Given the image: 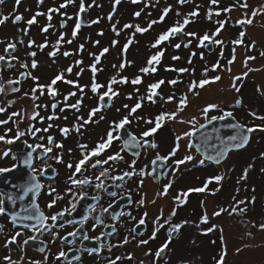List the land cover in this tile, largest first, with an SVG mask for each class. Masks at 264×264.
Here are the masks:
<instances>
[{"label":"flooded vegetation","instance_id":"1","mask_svg":"<svg viewBox=\"0 0 264 264\" xmlns=\"http://www.w3.org/2000/svg\"><path fill=\"white\" fill-rule=\"evenodd\" d=\"M24 1L25 0H21V5ZM50 2L51 0H43V3L45 4L44 6L40 7V3H38V0H34V5L30 0H27V5H24L23 9L26 11H30L32 9L31 7L33 6L34 8L32 10V15H35L40 11L44 13L43 10H39L43 7L59 8L58 4L54 5L52 3L50 4ZM10 3L13 6L16 5L15 0L7 1L3 4L7 5L6 8H8L10 6ZM19 8L20 6L16 9ZM7 12L9 13L10 10H8ZM22 12L23 10H20V14H22ZM61 13H64V15H61ZM65 14L66 12L62 9L60 10V12L50 13L52 18L53 16H57L56 18L54 17V20H50L51 27H53L52 30L57 31V39H60L61 33H64V35H66L67 33V28H65L64 26L61 27V24L57 21V18L59 19V21H61L60 19L62 16H64L67 20ZM48 15L49 14L45 12L44 18L46 19V24L47 21H49L47 18ZM22 16L24 17L23 14ZM39 17L37 16V20H39ZM55 20L56 23L54 24ZM21 22L16 25L20 26ZM67 22L69 23L68 20ZM27 26L28 24H26L25 22L24 25L22 24L23 31L20 35V39H11L10 41L4 42L3 46H0L3 51L0 55H4L5 57H17V59L15 60V64H18L19 57L13 53L17 51L19 40L20 42L24 41L28 43L24 38H26V36L30 33L31 26H29V29L26 28ZM51 27H49V31ZM184 32L187 33L189 31H186L184 28ZM190 38L192 37H188L187 35L183 34H177L174 39V43H180L181 46L185 48L183 45L186 44ZM214 39L218 38L215 37ZM220 40L222 41V39ZM9 42L16 44V48L15 50H13V52H11V54H8V52H4V48ZM44 44L48 46V49H50L49 51L51 52H53L56 48V42L54 43V41L49 40ZM205 44L206 46L204 47H196L198 49L203 48L204 52L206 54L208 53V55L212 54L216 49L214 43L205 42ZM80 45H83L84 47L79 51ZM70 46L72 48L67 50V52L71 53L69 55L70 58L69 56L65 57L63 55V53L65 52L64 49ZM208 46L211 48V51L209 52L207 51ZM86 52L87 49L84 43L81 40H75L72 41L71 44L67 43L66 41L61 42L58 46V51H56L55 56L47 55L50 59L45 60L48 61L51 67L54 66L55 68L53 69L56 71L52 74V76L63 72L66 79L77 81L81 85H88V87H86L84 90V96L81 97L78 89L73 85H68L63 81H58L54 86L57 89V96L55 97V99H49V103L59 102L57 104V108L52 109V104H49V107H43V110L45 111H42V114H44L45 117L51 116L54 113L55 116L58 117V119H45L41 121L37 118L34 119V121H32L30 124L36 128H44L49 124H52L53 127L49 129V132H40L37 133L36 136L26 134L19 141L12 145L0 142V153L10 148L12 149V154L14 155H26L27 152L32 151V149H29L27 147V144L35 145L37 143H43L45 144V146H50L47 145L46 139L44 141H40L38 137H46L47 135H52L57 142L63 144V149L53 148V153L48 154L47 157L41 155L43 151L42 149H36V151L33 152V160L31 166L37 169V179L45 186L37 197V204L39 205L40 210L45 213V215H51L52 212L60 211L64 207H70L69 201L72 200L73 197L71 195L64 194V189L71 186L68 183V175L70 174V170L66 167V165L70 160L75 163L76 160L81 158V149L78 147V144H85L89 149L94 147L102 137H106V132L110 129L114 121H118L124 115H127V109L115 104L117 99H122L123 94H132L133 99H130L129 101H127V103H125L131 107L136 102V100L139 99V97L147 95V86L150 83H154L160 79H163L166 82L162 84L159 89H157L160 95L154 97L155 102H150L147 99H144L142 101V107L137 110L133 117L130 118L131 123L124 127L132 137H136V144H138V151L136 153H139V155L132 154L126 151L122 144V139L120 136L121 129L118 133L114 132V135H119L120 138L112 142L111 148L106 150V152L102 154V158H105L106 155L112 154L113 152H120L123 160L117 162H109V165L103 166L108 167L109 172L106 176L100 178V180L103 181L105 185V187L101 189H97L95 185L100 182L96 180V176L99 175L102 167L98 166L96 169L88 167L83 174L78 173L76 175V179H84L85 177L90 178V182L88 184L77 185L73 187V192L78 194L79 192L83 191L87 193V195L76 202V209L71 213V215H68L67 213L65 214L64 219L66 221H71V223H65L64 227L62 228L53 227L49 231L42 230L41 232L37 233H33L31 230L25 229L23 236L18 238V242L16 244H9L8 247H5V243L10 238V236L14 235L16 231L20 230V222L18 221L14 226L8 215L0 216V264H7V262L3 260L4 256H10L14 264H30V261L32 260L43 261L45 256L48 257L46 264H108L109 260H114L116 264H141V262H143V264H214V260L219 259V253L222 248L221 236L223 237V245L226 246L227 249L225 264H252V261L254 262L257 256H255V253H252V256L249 259L244 260L246 258H244L242 255L243 253H246V250L239 253L232 252L236 257V261L233 262V260L228 256V237L225 235V233L222 232L221 228L223 227L224 229L225 223L226 225H228V220H230L231 223L229 224L234 223L237 224V226H241L245 229L244 234L246 238L250 240V242L253 241L255 237L257 238V236L255 235H258L260 233L259 228L253 226V224L256 223L250 216L248 210V207H253L255 202L250 203L249 201L251 200H247L245 198V195L248 191H256L259 189V187H262L260 193L262 194V196H264V171H262V169H264V157L261 156V153H264V131H256L251 133L250 140L244 148L233 150L232 152L230 151L227 154V157L220 163H216L204 158L193 145L190 136L189 142L194 154L191 155L193 156V160L189 162H191L192 164L188 167H183V164L180 165L175 172V175H173L172 172V168L175 167V165L173 164V159H183L184 156L192 154H186L182 151L181 147L184 140L181 139L179 141V148L174 158H169L168 161L160 160L155 164L152 163L157 153H159L161 156L168 155V153L172 151L173 147H175L177 143L176 137L181 136L180 130L176 131L173 128H168L169 122H167V117L162 122V126L157 130V132L152 136L146 138L149 141H154L156 143L157 147L155 149L147 146L140 147L138 143H142L141 133L147 130L148 127L154 126V123L152 125L146 124L145 120H152L153 122H155V117L160 115L161 113L172 112L166 109L167 106L164 103V99H162L161 97L166 96L165 94H167L166 97L173 95L175 97L173 101H179L181 88L188 89V85L193 80L198 82L200 79L216 76V72L219 68L215 71L209 69L206 76L202 75L204 72L203 70L201 72L195 73L196 78L192 76L194 77L192 81H187V76H185L184 74L187 75L188 73H170L169 71L161 70L160 65L156 67L157 71L155 73L144 74L139 72L133 74L132 77L123 74L121 76L127 77L129 83H116L113 85V89L117 91L119 95L116 97H112L111 101H109L107 97H105L103 101H100L99 96L94 95L90 90L93 76L91 70L88 71V76L86 77V81H88L87 83H83L82 79L78 78L82 75V73L77 76V69L73 71V74L64 71L67 67H69V65H64L65 59L75 58L73 61L81 59L83 63H85L86 59L88 58V55L84 57V54ZM188 57L189 56H183L182 63H184L185 60L187 63ZM6 60L0 61V84H2L4 88L6 85L9 87H19L20 84L23 83L22 81L19 84L12 85H9L7 82L9 80H17L19 78V74L22 71L18 70L17 75H15L14 78H4L6 76L4 73L7 74L13 67L4 65L3 63L6 64ZM168 66L169 64L162 67L166 69ZM50 69L52 70V68ZM74 74L75 76L72 77V75ZM168 74L172 75L169 76ZM136 75H140L142 77V83L137 86L130 83V81ZM166 75H168L169 77L166 78ZM176 75L178 77L182 76L181 79H176L178 80V82H182L185 80L187 81V84L178 83L175 85H171L167 83L168 80L175 79ZM109 76L110 75H108L107 73L102 72V68H100V71L95 74L96 81L102 85H106L107 81L112 78ZM118 76L121 77L120 75ZM225 80L228 83V78L226 76ZM216 83L217 81L206 85L208 86V90H206L208 94H210V90H213L212 87ZM220 87L225 88L224 85H220ZM136 89H139L138 93L135 91ZM103 90L106 89H101V91ZM69 91L77 92V95L74 97L73 102L70 100H67L66 102L64 101V96H66ZM121 91L123 93H121ZM200 91L201 89L197 88L196 92L200 93ZM182 96L186 95L182 94ZM69 98L72 99V97ZM77 99H82L81 106H83L85 113H87V111H89L92 107L102 105L100 112H98L93 117L94 122H90L89 124L85 125L80 129L79 133L74 130L73 125L82 123V121H77L76 117L82 116L84 117V119H87V115L84 116L80 109L79 111H76L74 109L65 107V103L72 104L75 103ZM166 103L168 104V102ZM223 106L226 105H220L222 109H224ZM230 106L233 107V103H230ZM60 108H64V111L61 112ZM117 108L120 109L119 112L116 111ZM187 109L191 111L193 109V106H188ZM123 111L126 112L123 113ZM221 114L222 113L217 110H211L209 113V117L212 115L218 116ZM235 114H233V116L237 121H239L237 113ZM244 114L246 113H241L239 115V118L242 117V119H245ZM101 116L104 117V119L101 120ZM137 117H141L142 119H137ZM248 119H252L253 123L255 124H264V121L256 120L254 118H251L250 116ZM205 122V119L202 122H199L197 124V127L199 126V124H203ZM239 122L244 124L243 121ZM100 123L103 124L100 125ZM95 124L96 127L94 130ZM252 125L254 124L247 126L250 127ZM62 127H68L72 130L67 136H64L59 132V128ZM27 129H24L22 127L19 128L20 131H24L26 133ZM14 134L15 133L13 132V134L9 136H13ZM25 141H27V144L24 143ZM183 145L187 147V151H190L187 143H184ZM260 145H262L261 149L257 150ZM69 149L72 150L71 154H69ZM121 149L123 150L121 151ZM24 150L26 151L22 153V151ZM231 153H243L242 159H244V156L248 157V165H252V167L248 169L246 178L237 181V185H234V182L232 183V185L229 183L230 178L228 175V169L224 172L222 171L221 173L217 172V167L220 166V164H222L225 160H227L228 156ZM53 154H61L63 156L64 163L58 164L54 159H51L50 157ZM201 160L204 161L203 164L200 163ZM132 161H135L136 163L135 165H133L132 169H129L128 166L132 164ZM13 163H16V161L12 159V155L6 158H0V167H11ZM45 164L50 165L51 167L45 168L44 174L40 175L39 170L41 168H44ZM230 164V168H237L238 163ZM258 164H260L259 171L258 174L255 175ZM141 169H143L145 173H151V175H145L141 177L139 174ZM129 170L134 171L136 175H134L133 177H125L123 180L113 181L111 179L112 176H120L123 174V172ZM26 171L27 167L21 169L20 172L14 170L11 173L3 174V177L0 178V192L14 191L10 188L9 185L2 183V179L10 177L13 182H21V172ZM217 174L226 175V178L222 179L219 182L215 181V179H210L214 178ZM242 176H244V174H242L241 177ZM140 179H143L144 181L142 186L139 185ZM257 180H259V182H257ZM168 183H171V187L168 189L167 194L162 196L158 195V193L163 191V186ZM205 184H207V187L203 192H188V189L204 188ZM49 185L56 188L58 192L64 195V199L61 200L52 209L47 208L49 199L47 194V187ZM228 189L233 190V199L229 203L227 202L223 204L220 200L217 199V197H219L221 192L228 191ZM112 192H115L117 195L115 197L111 196L110 193ZM186 192L188 194L187 196H184V193ZM94 196L97 197L96 200L92 199V197ZM177 197L179 199H176ZM141 198H143L145 201L144 205H139L137 203V201H139ZM129 199H131V203H129ZM239 200L245 201V204L237 206H246L247 210L243 213H231L232 206L236 201ZM29 202L30 197H26L25 201L23 202L25 207L28 206ZM249 203L251 204V206L248 205ZM20 204L21 202L19 201H17L15 205L9 204L6 201V205L10 212L15 211L20 213ZM109 204H111V208H109L108 212H102L101 209L107 208ZM89 206H91L93 210L90 211ZM220 208L227 209V211L222 212L218 216H214L213 213L219 211ZM173 209H175V215L170 216ZM29 212L34 213L35 209H29ZM145 212L148 213L146 217H144ZM205 214L208 217V223L201 224V217ZM21 215H24V213H21ZM222 215L224 216V218H226L227 222L223 221L224 219ZM141 217H144L145 219V223L143 225L138 223ZM157 217H160L158 221ZM97 218H99V220H97ZM165 219L169 220L168 224H164ZM81 220H83V225L80 224ZM191 220H194L196 224H192ZM216 220H219L221 223L217 224ZM100 221H102V223ZM182 221H190V223L183 224L178 231L172 234V239L169 242L168 248L162 254V257L157 259L154 256V252L165 242V240L168 239V229L172 225L181 223ZM23 223L31 224L36 223V221H23ZM48 223L50 224L51 222L49 221ZM93 224H96L95 228L92 227ZM161 224H164V227L161 228ZM196 225H199V227H197ZM212 225H216V228L211 233H205L203 231L204 229L212 227ZM154 230L157 231L156 238L150 240L147 245H139V240L148 239L149 236L152 235V232ZM73 231H75L77 235H67V233ZM50 232H56L58 234V237H64V239L61 240L58 237H53ZM102 232L105 233V235L100 236V233ZM256 232H258V234H256ZM84 233H87L90 239L82 241V236L84 235ZM248 233H251V235L249 236ZM262 233L264 234V231H262ZM31 235H35L37 239L29 241V243L25 245L23 250L21 251L19 248V243H21L23 239H26ZM95 236H100L99 242L91 238ZM125 237H127L129 240V243L127 244L123 243ZM133 237H135V239H133ZM202 239H207L208 241L207 245H205L201 250L200 242ZM101 244L105 245V247L100 248ZM109 245L113 247L109 248ZM256 245L257 247H261V244H259L258 242L256 243ZM41 247L45 249L44 252L39 251ZM89 248H100V252L99 254H89L86 251V249ZM69 249H71V251H69ZM60 250L65 251L67 253V256L61 257L59 260H57V253ZM149 250H152V252L151 254L146 256L145 253L149 252ZM129 254H131L132 259H128ZM74 257H78V259H73ZM117 257H120V259L117 260Z\"/></svg>","mask_w":264,"mask_h":264},{"label":"rangeland","instance_id":"2","mask_svg":"<svg viewBox=\"0 0 264 264\" xmlns=\"http://www.w3.org/2000/svg\"><path fill=\"white\" fill-rule=\"evenodd\" d=\"M7 1L14 0H4V2ZM30 1L32 4L34 3V0ZM60 1L61 0H51L50 4L52 3L55 5ZM112 1L113 0H95L94 4L93 0H86L85 2L86 5L93 4V8L89 11L90 19H92L93 21L96 20L98 22L94 23L95 25L89 27V29H84V33H88L87 36L90 37L89 44L86 46L88 50L84 54V57L92 52L93 54H95V52H100V46L102 45L107 46L109 48V51L104 56H102L104 57L105 61H103V63H100L101 65L98 66H102V72L110 75L109 77H113L115 75L118 80L120 79L118 75L121 76L124 74L132 77L133 74L140 72V68L148 66V58L159 49H162V47L163 50H165V54L163 55L160 64H158L160 65V69L165 70V68L162 66H166L168 64V68H189V72H186L188 74H184L185 76H187V81H192L194 77L196 78L195 73L201 72L202 70L204 71L206 67L212 70L211 65L219 61L220 67L216 72V75H219L221 79L217 81V83L212 87L213 90H210V94L206 92V90H208V86H205L203 89H201L202 92H198V95L193 94V92L190 93L186 88H181L180 97L182 96V94H185L188 97V104L182 112H179L177 114V118L175 120H167V122H169V129L173 128L176 131L180 130L182 140H184L183 144L187 143V146L191 151H187V147L182 144L181 149L184 153H192L190 155L194 154L189 142V137H183V133L186 131H190L193 125L181 123L180 120H189L193 115H195L197 117L198 123L202 122L204 118L199 115V110L208 103L226 105L223 106L224 109H226L227 111H233V114L237 113L238 120L241 122L243 121V123L247 125L255 124L253 123L252 119H248L249 116L253 118L251 115H249L250 111L255 112L258 116H264V56L261 55V52H264V13H259L255 17H252L251 15L252 9L259 10L261 6H264V0H219V2L215 5L211 3V0H191L190 3L185 4H179L177 3V0H159V3H157V0H147V2H145L144 0H140L139 3L135 4L130 0H121V2L118 4L120 7L119 10L111 16V19H109V17L106 19V12L110 8ZM26 2L27 0H25L22 5L20 3L19 5L15 6L10 3V6L8 8H6L7 5L1 3L0 13H2L3 15H8L15 9V14H19L21 16L23 14V20H26L32 15V10L34 8L32 6V9L30 11L24 10L23 6L27 5ZM245 2L249 5L248 8L239 7L240 4H243ZM76 5H78L77 0H75L74 4H69L66 7V10L71 13L73 10L75 11ZM168 5H171V10L165 17V20L154 24L152 28L144 33L135 32V25L147 27L148 23L151 20L158 18V13ZM233 5L235 6L233 7ZM19 6L20 8L16 9ZM43 8L40 9L43 10ZM142 8H144L143 11ZM224 8H231V10L229 12H224L222 11V9ZM191 9H198V15L195 17H189L191 22L190 25H185L186 31L196 32L198 35H203L206 32L211 34L219 26L218 21H225L224 27L216 36V38H218L219 40L222 39L223 43L219 45L214 44L216 46V49L212 54H206L203 48L198 49L196 46L198 44L197 42L199 41L195 38H190L193 43H191L187 48H183L181 46L179 49H176L175 47H173V45L175 44L174 39L172 41L171 39H169L168 42L159 45L157 48L151 47V45L155 42L156 37H158L162 32L166 31L167 28L170 27L169 25L172 26L177 24V22H182ZM8 10H10L9 13L7 12ZM20 10H23L22 14H20ZM135 10L141 12V15L138 19L133 15V12H135ZM209 10H211L212 12L211 19L208 18ZM178 11L181 13L180 16H177ZM217 12H219L220 14L216 15ZM43 17L44 15L40 16L39 20L43 21ZM54 17L56 18L57 16H53L52 20H54ZM13 18L14 16H9V19L4 24L0 25V46H3L4 42L10 41L11 39H20V35L23 31L22 24L24 25V21L22 20L23 23L21 22V25L19 26L11 22ZM246 18H251L253 20V23L250 25L236 23L237 20H243ZM61 19L64 20L63 17H61ZM55 23L56 20L54 21V24ZM124 24H130L133 25V27L125 29L123 27ZM113 25H115L117 30L115 32L112 30ZM52 28L53 27L50 28V31L48 30L46 33H44L45 36H42V34H40L41 32H39L40 24L34 25L30 29V33L26 36V38H24L25 40H27V42L29 40H32L37 43H34L31 47L28 46V43L24 41L23 43H21L19 40L17 51L13 53L19 57L18 64H15V66H13L7 74L4 73L6 75L4 78H14V76L17 75V71L21 70L22 72L30 71L32 75L37 76L39 78V83L50 82L51 78L54 77L52 76V74L56 72L53 69L55 67H51V65L47 60L44 59V57L38 58V56H40L38 55L36 58H34L28 56L27 53L31 51L36 52L38 50L41 51L45 56H47L50 50L48 49V46H45L47 48L44 47L43 49H41L38 47V44H42L46 37L48 39L51 38L50 40L54 41V43L58 40L56 37L57 31L52 30ZM98 29H102V35L97 34ZM240 32L245 33V36L241 38L242 43L233 44L232 41L239 38ZM91 36L93 37L91 38ZM129 37H131L132 42L129 44L127 50L124 51L123 46L125 43H128ZM94 39H98V41L100 42L99 46L91 45V42ZM113 40L117 41V44L115 46L112 45ZM61 42H65L64 37ZM71 48L72 47L70 46L65 48L64 50L67 51ZM193 51L196 53V55L192 57L191 65H189L188 62L186 63V60L184 61V63H182L183 56H190ZM2 52L3 51L0 48V54H2ZM201 55L203 56V58H201ZM233 55L235 56V59L231 64H229L228 61L232 60ZM173 56H179L180 60L174 61L172 59ZM248 56L254 57V59L248 60L247 65L245 66V60ZM33 59L37 61V68L35 69H32L30 67L31 61ZM74 59L75 58L71 59V62ZM128 61H130L131 63H127ZM22 62L27 63L29 65V68H21L20 65ZM69 62V59H65L64 65L68 66L70 64ZM88 62L89 59L87 58L86 62L84 63V67L87 65L88 68ZM122 62H125L126 66L123 69H120L119 65ZM113 65H115L116 67H113ZM158 65H155V67H157ZM50 68H52V70ZM87 68H85V72L78 77L79 79H82L83 83L88 82L86 81V77L88 76ZM229 68L231 69L230 72L227 71V69ZM192 69H194V71H192ZM249 69H252V71H249ZM169 72L178 73L175 71ZM244 72H247L248 75L244 76L241 80L235 81L236 88H239V92H237L236 89L232 87L234 83L233 77L242 76ZM168 75L171 76L172 74ZM168 75H166V78L169 77ZM74 76L75 74L72 75V77ZM225 76L228 78V83L225 80ZM181 78L182 76L178 77L177 75L175 77V79ZM23 79V83H21L19 86L20 88L17 87L20 89V91L12 92V87L6 85L4 91L0 93V107H4L6 110L5 112L0 113V120H8L9 116H11L13 112H25L26 114L24 115L23 119H21L19 116H15L12 117L11 120H9V123L7 125H0V135H3L5 133L6 128L12 129V132L8 133V135H12L13 132L15 133L17 128L22 127L24 129H27L31 122L34 121L33 119L28 118L31 115L33 103L37 105H47V107L45 108H48L49 104H52V102L49 103V99L51 97L48 96L46 92L44 95H40L39 91H37V96L39 98L35 102L32 101L31 95L27 97L24 96L25 92L30 93L31 88L35 86L36 82L27 76ZM187 81L184 80L178 83L187 84ZM220 85H224L225 88H221ZM258 88L260 89V91L257 90ZM121 93L123 92L121 91ZM165 95L167 96V94ZM166 96H163V98H165L164 103L167 106L166 109L168 111L175 112L180 100L168 102L167 104L165 102L167 98ZM127 97L128 95L123 94L122 99H117L115 104L123 107V105L130 100ZM236 99H240L242 101L241 105H236ZM68 100L73 102L74 97H72V99L68 98ZM9 101H13V103L9 104ZM230 103H233V107L230 106ZM188 106H193V109L190 111L189 109H187ZM36 111L39 112L40 116H44V114H42V111H45L43 110V107L37 108ZM80 111H82L84 116L86 115L83 106L80 107ZM125 112L123 111V113ZM241 113H246L244 114L245 119H242V117L239 118V115ZM102 124L103 123H100V125ZM197 124L195 125V127H197ZM183 126H185V128ZM95 127L96 124L94 125V130ZM261 147L262 145H260L257 150H260ZM233 150H229L227 154L230 151L232 152ZM227 154L221 159V161H223L227 157ZM242 158L243 153H231L228 156V159L217 167V172L219 173H221L222 171L224 172L228 169V175L230 178L229 183L231 185L233 182L234 185H237V181L241 180V175L244 174V170L247 168L248 157L244 156L245 160ZM230 163H238L237 168H230ZM191 164L192 163L188 161L183 164V167H188ZM259 167L260 164H258L257 166L255 175L258 174ZM218 175L222 176L223 179L226 178V175L217 174L216 176ZM257 182H259V180H257ZM261 189L262 187H259V189L256 191H248L245 195V198L247 200H252V198L255 197L254 206L248 207V210L256 225L264 221V196H262V194L260 193ZM233 193V190L228 189V191L221 192L217 199L220 200L223 204L227 202L229 203L233 199ZM248 205L251 206L250 203ZM222 217L224 219L223 221L227 222L226 218H224L223 215ZM228 222L231 223L230 220H228ZM191 223L196 224L194 220H191ZM216 223L220 224L221 222L219 220H216ZM229 223L228 225H226V223L225 225L223 224L224 229L223 227L221 228L222 232L225 233V235L228 237V256L233 260V262H235L236 257L232 252H236V249L240 248V252L246 250V253H243V255L241 253V255L246 258L244 260L249 259L252 256V253H255L256 255L253 254L257 256L255 258V261L258 264H263L264 234L262 233V231L259 230V234L258 232H256V234H258L255 235L257 236V238L255 237L254 240L250 242V240L247 239L244 234V228H242L241 226H237V224ZM207 241V239L201 240V250L205 245H207ZM257 242L261 244V247H257ZM255 261H252V264H257Z\"/></svg>","mask_w":264,"mask_h":264},{"label":"snow or ice","instance_id":"3","mask_svg":"<svg viewBox=\"0 0 264 264\" xmlns=\"http://www.w3.org/2000/svg\"><path fill=\"white\" fill-rule=\"evenodd\" d=\"M4 0H0V3H3ZM121 2V0H115V4H119ZM132 3H139L140 0H131ZM191 0H177V3L179 4H185V3H190ZM219 2V0H211V3L213 5L217 4ZM21 3V0H15V4L19 5ZM38 3H43V0H38ZM75 0H64V3H61L59 5V8H48L47 13L49 14L47 16L48 20L50 21L52 19V16L50 15V13L53 12H60L61 9L66 8L69 4H74ZM95 3V0H93V4ZM157 3H159V0H157ZM235 5H233L234 7ZM88 8L92 7L91 4H89L87 6ZM113 7H115V5H113ZM199 7V6H197ZM239 7L241 8H248L249 5L245 2L243 4H240ZM171 10V5H168L167 7H164L161 10V14L159 15L158 20L154 19L151 20L147 27H142L140 25H135V32L137 33H144L146 31H148L150 28H152V26L156 23L162 22L165 17L167 16V14L170 12ZM231 10V8H224L222 9V11L224 12H229ZM86 11V6L84 3V0H79V12L76 15V23H75V27L72 29V36L75 37L77 35V32L79 30V28L81 27V21H80V16L79 13L85 12ZM259 13H264V6H261L259 10L257 9H252L251 15L252 17H255L256 15H258ZM220 13L217 12L216 15H219ZM41 15H45V13L42 12H37L35 15H33L30 19H28L26 21V23L28 25H32L34 23L37 22V16H41ZM61 15H64V13H61ZM135 16L139 17L141 15L140 11H136L134 13ZM181 13L178 11L177 12V16H180ZM198 15V11H190L187 16L183 19L182 22H177V24L170 26L167 28L166 31L162 32L156 39L155 42L151 45L152 48H157L159 45L162 44V42L164 41H168L171 37L177 35V34H183V35H187L188 37H192L195 38L196 40L199 41V43L197 44V47H204L206 46L205 42H209V43H214V44H222L223 42L219 39H214V37L217 36V34L220 32V30L224 27L225 21L221 20L218 21V27L215 29L214 32H212L211 34L209 33H204L203 35H198L196 32H184V27L185 25L189 24L191 21L189 19V17H195ZM9 16H14V18L12 19V23H16L18 21H21L24 19L23 16L19 15V14H15V9L13 10L12 13H9L8 15H3L2 13H0V25L4 24L8 19ZM212 16V12L211 10H209L208 13V18L211 19ZM69 19H71V17H68ZM111 13H109V19H111ZM98 21L94 20L92 21V23H97ZM237 24H252L253 20L251 18H246L243 20H237L236 21ZM64 26V22L61 23V27ZM49 27H51V24H48L47 26H44L41 28L42 32H47ZM125 29L127 28H131L133 27V25L130 24H124L123 26ZM112 30L115 32L116 27L115 25L112 26ZM101 35L103 33H100ZM63 33L60 34V39H58L56 41V48L53 52H50L48 55L49 56H55L56 55V51H58V46L60 45L61 41L63 40ZM245 36L244 32H240L239 33V38H237L236 40H233L232 43L233 44H240L242 43V37ZM67 43L71 44L72 40H68L66 41ZM132 42L131 37H129L128 39V43H125L123 46V50L126 51L127 48L129 47V44ZM21 43H23V41H21ZM35 42L32 40L28 41V46L31 47ZM96 43H99V41H97ZM192 43V40L189 39V41L184 44L183 46L185 48H187L190 44ZM254 43V42H253ZM117 44L116 40L112 41V45L115 46ZM46 46V44H40L38 45L39 48L43 49ZM83 45H80V48L83 49ZM173 47H175L176 49H179L181 47L180 43H177L175 45H173ZM16 48V44L9 42L7 43L6 47L4 48V52L7 53L9 51V49L15 50ZM109 51L108 47H104L98 55L90 53V55H93V63L89 65L91 72L93 73L92 76V81H91V85H90V90L94 95H98L99 96V100L103 101L105 97L108 98L109 101H111L112 97H116L119 95V93L117 91H115L113 89V85L116 83H129V80L127 77L121 76L119 80H117V78L115 76H113L112 78H110L106 85H102L100 83H98L96 81L95 78V74L100 71V69L97 68V64H99L100 59L102 56H104L107 52ZM71 53L65 51L63 53V55L65 57L69 56ZM164 54V50L163 49H159L158 51H156L152 56H150L147 60V65L146 67H142L140 68V73H144V74H148V73H155L157 71V68L155 67V65L160 64L161 59L163 57ZM28 56L31 57H35L36 53L35 52H28L27 53ZM196 53L192 52L191 55L188 57V64L191 65L192 63V57L195 56ZM261 55L264 56V52H261ZM201 58H203V56L201 55ZM16 60L17 57L15 56H8L5 57L4 55H0V61H5V60ZM172 59L175 60H179L180 57L179 56H173ZM235 59V56L233 55L232 60H229L228 63L231 64L233 62V60ZM254 59V57L248 56L246 57L245 60V66L247 65V61L248 60H252ZM75 63L77 65L81 64L82 61L80 60H76ZM127 63H131L130 61H128ZM21 68L24 69H28L29 65L27 63H21ZM125 62H122L119 65L120 69H123L125 67ZM30 67L32 69L37 68V61L35 59H33L31 61V65ZM113 67H116L115 65H113ZM220 67L219 61H217L216 63L211 65L212 70H217ZM166 71H175L178 73H186L189 72V68H185V67H181V68H166ZM64 71L71 73L73 71L72 66L67 67ZM83 71V69H81V72ZM192 71H194V69H192ZM209 71V69L206 67L204 69V72L202 75L206 76L207 72ZM227 71H231V69H227ZM249 71H252V69H249ZM81 72H77L76 75L79 76L81 74ZM248 73L244 72L242 74V76H235L233 77V85L232 87L236 89L237 92H239V88H236L235 85V81L241 80L244 76H247ZM20 76L24 77H30L33 81H35V86L31 88L30 93L29 92H25L24 96H29L31 95V99L33 102H35L39 97L37 96V91H39L40 95H44L45 92L48 96H50L51 98L55 99V97L57 96V89L54 87L58 81H63L64 83L68 84V85H73L75 88L78 89L81 97L84 96V90L86 87H88V85H81L79 84L77 81L71 80V79H66L63 72L58 73L56 75H54L53 78H51L50 82L48 83H39V78L37 76L32 75V73L30 71L27 72H21ZM221 79V77L219 75L213 76L211 78H205V79H200L198 82L193 80L189 85H188V91L189 92H193V94L198 95V92H196V89H203L206 85L210 84V83H214L216 81H219ZM9 85L12 84H19L20 81L17 80H9L7 82ZM130 83L132 85H139L142 83V77L140 75H136L131 81ZM165 83V80L160 79L154 83H150L147 86V95L146 96H141L139 97V99L136 100V102L130 107L128 104L123 105V107L125 109L128 110L127 115H124L122 118H120L118 121H114L112 126L110 127V129L106 132V137H102L100 139V141H98L94 147L92 148H88L87 145L85 144H78V147L81 149V158L76 160L75 163H73L71 160L67 163L66 167L70 170V174L68 175V183L71 185L67 188L64 189V194H68L71 195L73 197L72 200L69 201L70 207H64L62 208L60 211H55L52 212L51 215H45V213L43 211L40 210L39 205L37 204V197L38 195L41 193V191L44 189V185L37 179V169L35 167H32V160H33V152L36 151V149H42V154L43 156L47 157L48 154H52L53 153V148L56 149H63V144L57 142L54 137L52 135H47L45 136H39L38 139L40 141H44L46 139L47 141V145L50 146H45V144L43 143H37L35 145L32 144H27V141H25L24 143L27 144V147L29 149H32V151L27 152L26 155H14L12 154V149H6L4 150L2 153H0V158H6L9 157L10 155H12V159L16 161V163H13L11 165V167H0V178L3 177V174L6 173H11L14 170L20 172L21 169L27 167V171L26 172H21V182H13L12 179L9 178H5L2 179V183L9 185L11 189H13L14 191H6V192H0V216L3 215H8L9 219L12 221L13 225L15 226L17 224V222H20V230L16 231L14 235H11L10 238L6 241L5 243V247H8L9 244H16L18 242V238L23 236L24 230L28 229L31 230L33 233H37V232H41L42 230L44 231H49L51 228L53 227H64L65 223H71V221H66L65 218V214L67 213L68 215H71V213L76 209V202H78L79 199L85 197L87 195V193L81 191L78 194L73 192V187L77 186V185H85L88 184L90 182V178L85 177L84 179H76V175L78 173L83 174L88 167H91L92 169H96L98 166L102 167V170L99 172V175L96 176V180L100 181L99 183H97L95 185V187L97 189H101L104 188L105 185L103 183V181L100 180L101 177H104L108 174L109 172V168L108 167H103L104 165H109V162H117V161H122L123 157L120 155V152H113L112 154H108L106 155L105 158H102V154H104L106 152V150L110 149L112 146V142L114 140L119 139V135H114L115 133H118L120 129H123L126 125L131 123V117H133V115L137 112L138 109H140L142 107V101L144 99H147L150 102H155L154 97H157L160 95V93L157 91V89L160 88V86L162 84ZM167 83L171 84V85H175L178 83V80L176 79H170L167 81ZM101 89H106L101 91ZM258 91H260V89H257ZM4 91V86L2 84H0V93H2ZM12 92H18L20 91L19 88L17 87H12L11 88ZM137 93L139 92V89L135 90ZM77 95V92L75 91H69L67 93L66 96H64V101L66 102L68 100L69 97H75ZM129 99H133V96L131 93H129L128 95ZM162 99H165L163 97H161ZM175 99V97L173 95H170L166 98V102H172ZM13 103V101H9V104ZM59 102L56 103H52L51 107L52 109H56L57 108V104ZM236 105L239 106L241 105L242 101L240 99H236L235 101ZM188 104V100L186 96H181L180 97V101L177 105V109L175 112H170V113H161L160 115L155 117V122H153L152 120H145V123L148 125H152L154 123V126H150L148 127L147 130L143 131L141 133V138H142V143H139L140 147H150L155 149L157 147L156 143L154 141H149L148 139H146L147 137L152 136L153 134H155L157 132V130L162 126V122L165 120V118L167 117L168 119H172L175 120L177 118V114L179 112H182L184 110V108L187 106ZM82 105V99H77L75 101V103L72 104H67L65 103V107L67 108H71L74 109L76 111H79L80 107ZM39 107H47V105H37L35 103H33L32 105V110H31V115L28 117L29 119H39L41 121L47 119V120H54V119H58V117L55 116V114L53 113V115L51 116H40L39 112L36 111L37 108ZM102 105H98L95 107H92L89 111H87L86 115H87V119H84V117L82 116H77L76 119L77 121H82V123H78L76 125H73V128L76 132H80V129L83 128L85 125L89 124L90 122H94L93 121V117L100 112ZM211 110H217L219 112H221V115H212L209 117V113ZM5 108L4 107H0V113L5 112ZM60 111L63 112L64 108H60ZM117 112L120 111L119 108L116 109ZM26 113L25 112H13L11 114V116H9L8 120H0V125H7L9 123V120L12 119V117L15 116H19L21 119L24 118V115ZM199 115L202 116L205 121L207 123H211L212 121L215 120H224L226 117H233V112L232 111H227L224 110L220 107V105L215 104V103H208L206 104L203 108H201L199 110ZM249 115H251L254 119L256 120H260V121H264V116H258L255 112L250 111ZM67 119V118H65ZM100 119H104V117H100ZM137 119H142L141 117H137ZM181 123H187L190 125H193L192 129L190 131H186L183 133V137H190L193 132L196 131V127L195 125L198 123L197 121V117L195 115H193L189 120H180ZM53 125L49 124L47 127L44 128H36L32 125H29L28 129H27V133L24 131H20L19 128L16 129L15 134L13 136H9L8 133L12 132V129H5V133L3 135H0V142H4L5 144L8 145H12L14 143H16L17 141H19L22 137H24L26 134H30L32 136H36L37 133L43 132V133H48L49 129L52 128ZM205 125L204 124H199V128H204ZM226 127L230 128V129H236L237 131L228 136L227 139L232 142L231 147L239 149L244 147L250 140V135L253 132L256 131H264V124H254L252 126H247L245 124H241L239 122H235V123H229L226 125ZM72 129L68 128V127H62L59 128V132L62 133L64 136H67L69 134V132ZM131 135V134H129ZM133 140H136V137H132ZM182 139L181 136H177L176 137V145L175 147H173L172 151L168 153V155L166 156H161L159 153H157V155L155 156V159L152 161L153 164H155L157 161L163 160V161H168L169 158H174L176 155V152L179 148V141ZM125 143H128L127 141H125ZM123 149H121L122 151ZM69 154H71V149L68 150ZM227 151V148L223 149L221 152H219L217 155H223L224 152ZM137 155H139V153H136ZM261 156L264 157V153H261ZM51 159H54L58 164H63L64 160H63V156L61 154H53L50 157ZM193 160V156L191 155H186L183 157V159H173V164L175 165L174 168H172V172L173 175H175V172L177 171V169L179 168L180 165L184 164L185 162L188 161H192ZM219 162V161H217ZM135 161H132V164H130L128 167L129 169H132L133 165H135ZM201 164L204 163L203 160L200 161ZM51 167L50 165L45 164L44 168H41L39 170V174L43 175L45 168ZM252 165L249 164L248 168H246L244 170V176L241 177V179L246 178L248 169L251 168ZM74 169V171H73ZM262 171H264V169H262ZM140 176L143 177L145 175H151V173H145L143 171V169L140 170ZM134 175H136V173L132 170L129 171H125L123 172L122 175L120 176H112L111 179L113 181L115 180H123L125 177H133ZM26 177V179H25ZM210 179H215V181L219 182L223 179L222 176L218 175L215 176L214 178H210ZM143 179L139 180V185H143ZM171 187V183L165 184L163 186V191L158 193V195H166L168 192V189ZM207 187V184H205L204 188H195V189H188V192H203L205 190V188ZM31 194V195H30ZM47 194H48V203H47V208L48 209H52L54 208L61 200L64 199V195H62L60 192L57 191L56 188L52 187L51 185H49L47 187ZM187 192L184 193V196H187ZM111 196L115 197L117 194L115 192L110 193ZM26 197H30V202L28 204L27 207H25L24 205V201ZM93 200H96L97 197H92ZM176 199H179L178 197ZM6 201L9 204L15 205L17 203V201L21 202L20 204V209L21 212H15V211H9L7 205H6ZM255 201V197L252 198L251 201H249L250 203H254ZM131 199H129V203H131ZM137 203L139 205H144L145 201L143 198H141L139 201H137ZM245 201L243 200H239L236 201L235 204L232 206L231 208V213H236V212H240L243 213L247 210L246 206L245 207H238L237 205H244ZM109 208H111V204H109V206L107 208H103L101 209L102 212H108ZM29 209H35V212H29ZM89 210H93L91 208V206H89ZM227 211V209L224 208H220L219 211L214 212L213 215L214 216H218L220 215L222 212ZM21 213H24V215H21ZM230 213V214H231ZM148 215L147 212L144 213V217H146ZM175 215V209H173L172 213L170 214V216H174ZM144 217H141L140 220L138 221L139 224L143 225L145 223V219ZM134 219V218H133ZM160 219V217H157V221ZM170 219V217H169ZM97 220H99V218H97ZM23 221H36V223H23ZM51 222L50 224L48 222ZM102 223V221H100ZM169 220L165 219L164 220V224H168ZM155 223V221H154ZM185 223H190V221H182L181 223L178 224H174L172 225L169 229H168V239L165 240V242L158 248L155 250L154 252V256L159 259L162 257V254L165 252V250L168 248L169 242L172 239V234L176 231H178L183 224ZM201 224H206L208 223V217L205 214L204 216L201 217ZM81 225H83V220H81L80 222ZM164 224H161L160 227H164ZM197 227H199V225H196ZM254 227H258L259 230L264 231V222L259 223L258 225L253 224ZM93 228L96 227V224L92 225ZM216 228V225H212V227H209L207 229H204L203 231L205 233H211L214 229ZM50 234L53 237H58V234L56 232H50ZM68 236H75L77 235V233L75 231L73 232H69L67 233ZM105 235V233H100V236ZM110 235V234H109ZM157 235V231L154 230L152 232V235L149 236L148 239H141L139 240V245H147L149 243L150 240H153L156 238ZM248 235L250 236L251 233H248ZM100 236H95V237H91L92 239H95L96 241H100ZM59 239L63 240L64 237H58ZM37 237L35 235H31L28 236L26 239H23L21 243H19V248L22 251L24 246L27 245L29 243V241H33L36 240ZM90 239V237L87 235V233H84V235L82 236V241L83 240H87ZM133 239H135V237H133ZM70 243V242H69ZM124 244L129 243V240L127 237L124 238L123 240ZM221 244H222V248L221 251L219 253V259L214 260V264H225V260H226V255H227V249L226 246L223 245V237L221 236ZM105 247V245L101 244L100 248ZM109 248L113 247L111 245L108 246ZM100 248H89L86 249V251L89 254H99L100 252ZM40 252H44L45 249L43 247H41L39 249ZM69 251H71V249H69ZM241 251L240 248L236 249V252L239 253ZM152 250H149V252H146L145 255H149L151 254ZM67 253L63 250H60L57 253V257L56 259L59 260L61 257H66ZM48 257L45 256L43 261L40 260H32L30 261V264H46ZM73 259H78V257H74ZM117 260L120 259V257L116 258ZM128 259H132L131 254H129ZM3 260L7 262V264H14V262L12 261L10 256H4ZM108 264H116V262L114 260H109ZM141 264H143V262H141Z\"/></svg>","mask_w":264,"mask_h":264},{"label":"water","instance_id":"4","mask_svg":"<svg viewBox=\"0 0 264 264\" xmlns=\"http://www.w3.org/2000/svg\"><path fill=\"white\" fill-rule=\"evenodd\" d=\"M81 24H85V13L80 18ZM8 62V63H7ZM3 63V62H2ZM14 62L12 60L6 61L5 65H11ZM237 122L233 117H226L224 120H215L210 124L205 122L204 128H196V131L191 135V140L197 151L206 159L214 161H221V159L226 156L229 150L236 148L231 147L232 142H230L227 137L234 134L237 130L230 129L226 127L229 123ZM120 136L122 139V144L127 152L136 154L138 151V144L136 140L132 139V136L126 131L125 128L120 130ZM127 141L128 143H125ZM212 145L209 146V144ZM227 148V151L223 155H217L223 149Z\"/></svg>","mask_w":264,"mask_h":264},{"label":"bare ground","instance_id":"5","mask_svg":"<svg viewBox=\"0 0 264 264\" xmlns=\"http://www.w3.org/2000/svg\"><path fill=\"white\" fill-rule=\"evenodd\" d=\"M183 127L185 128V126H183ZM210 145H212V143H210L209 146H210ZM20 151H21V149H20ZM25 151H26V150L22 151V153L25 152Z\"/></svg>","mask_w":264,"mask_h":264},{"label":"trees","instance_id":"6","mask_svg":"<svg viewBox=\"0 0 264 264\" xmlns=\"http://www.w3.org/2000/svg\"><path fill=\"white\" fill-rule=\"evenodd\" d=\"M139 17H140V16H139ZM139 17H138V18H139Z\"/></svg>","mask_w":264,"mask_h":264}]
</instances>
